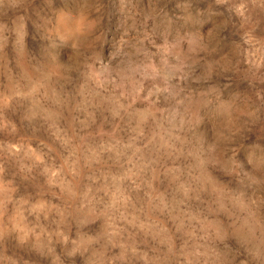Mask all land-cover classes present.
I'll use <instances>...</instances> for the list:
<instances>
[{
  "label": "rangeland",
  "instance_id": "rangeland-1",
  "mask_svg": "<svg viewBox=\"0 0 264 264\" xmlns=\"http://www.w3.org/2000/svg\"><path fill=\"white\" fill-rule=\"evenodd\" d=\"M0 264H264V0H0Z\"/></svg>",
  "mask_w": 264,
  "mask_h": 264
}]
</instances>
